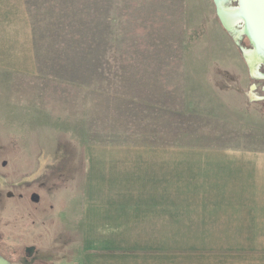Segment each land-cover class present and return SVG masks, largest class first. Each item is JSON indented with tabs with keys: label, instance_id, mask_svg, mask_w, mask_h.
Here are the masks:
<instances>
[{
	"label": "crops",
	"instance_id": "obj_1",
	"mask_svg": "<svg viewBox=\"0 0 264 264\" xmlns=\"http://www.w3.org/2000/svg\"><path fill=\"white\" fill-rule=\"evenodd\" d=\"M186 26V0H0V124L82 131L77 264H264V155L244 154L264 138L186 52Z\"/></svg>",
	"mask_w": 264,
	"mask_h": 264
},
{
	"label": "rangeland",
	"instance_id": "obj_2",
	"mask_svg": "<svg viewBox=\"0 0 264 264\" xmlns=\"http://www.w3.org/2000/svg\"><path fill=\"white\" fill-rule=\"evenodd\" d=\"M186 10V52L208 73L240 123L260 131L264 138V101L260 100L264 96V65L258 68L262 77L251 76L240 51L251 49L250 45L244 36L235 42L224 30L212 0H186ZM47 19L53 24L76 25L79 22L77 16ZM111 19L114 27L121 25L123 29L122 32L113 31V36L120 33L124 39L126 19L120 16ZM88 21L103 24L101 17H87L85 24ZM76 35L69 33L70 37ZM105 35L108 34L98 33V36ZM128 35L131 39V34ZM69 45L75 44L70 42ZM81 139L80 130L67 135L58 130L16 132L0 124V253L10 264H27L24 259L28 261L29 256L25 252L31 249L38 252L39 257L51 256L53 264H77L76 256L82 245L77 242L81 234L77 227L79 217L76 212L67 216L65 210L71 202L82 199L72 194V187L78 182L76 175L82 168L76 159L83 151ZM11 140L18 145L17 150L11 147ZM30 140H35L34 145L28 143ZM244 154L246 157L248 154L263 156L264 150L246 146ZM35 178L37 181L31 182ZM176 182L204 185L200 178ZM9 183H15L16 187Z\"/></svg>",
	"mask_w": 264,
	"mask_h": 264
},
{
	"label": "water",
	"instance_id": "obj_3",
	"mask_svg": "<svg viewBox=\"0 0 264 264\" xmlns=\"http://www.w3.org/2000/svg\"><path fill=\"white\" fill-rule=\"evenodd\" d=\"M236 1L237 6H230ZM221 24L238 42L244 35L251 49H241L242 56L254 77L253 70L259 73V65H264V0H213ZM231 14V23L226 21V15ZM250 42V43H249ZM248 52L253 53L249 55ZM0 264H10L0 256Z\"/></svg>",
	"mask_w": 264,
	"mask_h": 264
},
{
	"label": "flooded vegetation",
	"instance_id": "obj_4",
	"mask_svg": "<svg viewBox=\"0 0 264 264\" xmlns=\"http://www.w3.org/2000/svg\"><path fill=\"white\" fill-rule=\"evenodd\" d=\"M212 3H213V6H214V9H215V13H216V15H217V17H218V14H217V11H216V6H215V4H214V2H213V0H212ZM234 4V6H232V7H235V6H237V2L236 1H231V3H230V5L231 4ZM218 20H219V17H218ZM219 23L221 24V22H220V20H219ZM221 26L224 28V26L221 24ZM224 30L226 31V29L224 28ZM226 32H228V31H226ZM229 34V33H228ZM244 36V35H243ZM246 37V36H245ZM241 40V39H240ZM239 40V41H240ZM250 43V42H249ZM250 47H251V44H250ZM251 76L252 77H254L252 74H251ZM261 101H264V96L260 99ZM263 109H264V107H263ZM2 176V175H1ZM5 177V176H4ZM4 177H2V178H4ZM24 177V176H23ZM23 177H21V178H23ZM20 178V179H21ZM19 179V180H20ZM37 180H36V178L35 179H33L31 182H36ZM9 185L10 186H14V187H16V185H15V183H9ZM26 253V255H28L29 256V259H28V261L26 260V259H24V261L27 263V264H53V261L51 260V256H41V257H39L38 256V252H35L33 249H31V251H26L25 252ZM0 256H2L4 259H6V257L3 255V254H1L0 253ZM33 257H35V258H37L38 257V259H33ZM26 258V257H25ZM19 259V258H18ZM20 264H21V262H20Z\"/></svg>",
	"mask_w": 264,
	"mask_h": 264
},
{
	"label": "bare ground",
	"instance_id": "obj_5",
	"mask_svg": "<svg viewBox=\"0 0 264 264\" xmlns=\"http://www.w3.org/2000/svg\"><path fill=\"white\" fill-rule=\"evenodd\" d=\"M233 20V18H232V15L231 14H227L226 15V21L229 23H231V21ZM248 54L249 55H252L253 53H249L248 52ZM253 74H255V76H257V77H262L263 75H261L260 73H258L257 71H256V68L253 70V72H252Z\"/></svg>",
	"mask_w": 264,
	"mask_h": 264
},
{
	"label": "trees",
	"instance_id": "obj_6",
	"mask_svg": "<svg viewBox=\"0 0 264 264\" xmlns=\"http://www.w3.org/2000/svg\"><path fill=\"white\" fill-rule=\"evenodd\" d=\"M213 83V82H212ZM11 147L14 149V150H17L16 148H17V144H15V142L14 141H12L11 140Z\"/></svg>",
	"mask_w": 264,
	"mask_h": 264
}]
</instances>
